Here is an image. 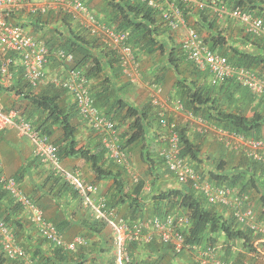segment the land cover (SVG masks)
<instances>
[{"label": "trees", "instance_id": "obj_1", "mask_svg": "<svg viewBox=\"0 0 264 264\" xmlns=\"http://www.w3.org/2000/svg\"><path fill=\"white\" fill-rule=\"evenodd\" d=\"M92 1L93 0H81L84 6L89 5ZM103 1L104 8L101 7L103 9L100 10V14H104L103 18H100V15H94V17L102 24L114 27L116 31L127 32L130 44L137 57L139 53H146L147 55L152 56L156 53H161V55L165 56L163 58L165 64L160 67L159 73L164 76L166 71H172L177 78L174 84L176 94L170 99L171 101H179L182 104L184 111L190 113L194 117L203 119L209 126L215 129L227 131L229 133H236L248 139H262L261 132L264 128L263 114L254 111L251 117H247L242 110H237L238 112L234 113L228 108H224V101H218L216 98L217 94L221 95L220 93L224 89V86L222 85L229 81L234 85V93H239L242 101L247 102V105H250L255 97L247 87L239 85L234 79L225 80L219 86H213V88H196L187 84L185 80L179 77L180 67L182 64L184 66L185 63H187L185 66L189 68L190 66L192 68L194 66L185 59L180 46L175 45L172 38L168 36L170 35L169 30L166 29L163 24L161 28L158 23V14L154 10L149 8L146 3L138 0ZM202 1L204 2V7L201 10H195L193 7H188L181 2H178L177 6L181 9L184 18L188 14L187 12L192 10L194 16L198 18L197 22H195L198 29L200 28L209 32L208 37L203 41L212 51L225 56L231 66L249 69L258 77L264 79V39L246 33V43L248 44L251 42L250 44H254L255 48L249 51L247 49L240 50L238 47L227 46L226 37L222 35V32L219 30L216 19L213 17L215 15H212L214 9H218L221 5H225L228 8L239 7L245 9L255 16L262 17L264 20V1L201 0V2ZM104 10L105 12H102ZM59 13L62 17L60 19V27L58 26L57 29L53 30V35L50 39L43 41L50 50L55 49L54 45H59L60 49H64L74 55L75 60L73 66L84 69L89 82L90 96L93 100L94 107L101 114L114 122L115 129L119 133L120 147L124 149L128 155H130V150L136 148L134 146L139 147L141 161L148 166L147 171L153 180L150 192L153 193L151 199H153V202L156 205V209L153 210L156 211L155 214L157 215L155 216L162 218L169 213L173 215H185L189 220V228L186 231V234H184V241L188 246L203 247L207 244L212 245L217 242L218 237H224L227 241H237L241 243L248 252L253 251V243L263 236L258 234L255 230L247 229L244 225L238 224L233 217H224L223 214L218 213L215 209L216 207L223 211L226 210L225 212L228 213L229 210L223 206L208 204L205 197L197 195L188 184H181V186H183L181 189H168L154 193V188L156 186L155 181H157V175H159L158 171L161 167L163 168L165 164L158 153L150 154L149 148L151 143L149 144L147 142V136L150 133L149 129L154 121L157 123V128L159 129L158 137L167 134L166 129H162L158 124L159 118L157 111L153 109L150 103L144 105L142 108H137L124 100L120 96V92H116L117 90L112 85V79L118 80L121 77L120 68L115 54L103 47L97 39L91 37L85 28L78 26L77 21V23L75 22L76 25H74L72 20L75 19L70 14L64 12ZM49 14L53 15V13L51 14V11H47L44 14L37 12L32 13L36 18V24L48 22L49 18L45 19L44 15ZM12 15L13 13L9 15V21L13 18ZM162 35H167L168 41H161L159 37H162ZM9 55L15 57L11 53ZM10 71L12 75V66ZM105 72H110V74L107 76ZM20 73L23 76V72L21 71ZM127 86L128 84L124 85V89L127 88ZM124 89L122 88L123 91L121 92L123 94L125 93ZM4 90L7 92H15L16 95H20L28 103L31 111L28 113V117L24 118V120L30 122L40 135L46 136L49 139L53 134L52 126H57L61 130V137H59L54 143L50 141L56 147V154L59 161L64 158L83 159L90 164L91 171L95 175L96 181L108 179L115 180L117 196L112 202H109L105 197L99 194L98 188L95 184L88 183L85 180L88 184L96 187L97 192L92 194V197L95 199H103L105 210H114L115 212H118L116 209L117 206L121 204L124 205L127 201L132 206L136 207L139 205V196L142 195L141 193L145 186V181L143 179H140V177L137 176V181L133 182L132 176L122 169L121 171L126 172L131 177V179L129 178V182L132 189L131 191H128L129 193L125 192V182L118 173L104 167L102 163V154L99 155L95 152H91L85 147H79V142L77 140L78 131L73 124V119L76 114L79 118L80 116L75 104L67 108L60 103L59 99L64 95L66 92L65 90L55 88L52 85H47L36 92V89L30 87L27 83L23 88H18L12 84ZM110 97L112 105L109 103ZM227 98H230V94ZM255 100L264 101V99ZM103 104H105L108 109L102 108L104 106ZM29 117H34L35 120L30 121ZM117 120H120L122 123L126 120L132 121V126L129 131L130 134L127 136V139L122 138V134L119 130L121 126L117 123ZM165 120L167 121V124L174 122L177 126L176 129L179 136L180 156L194 166H200L201 164L199 137L206 138L211 136L216 143L217 148L223 153L224 151H229V149H227L222 142H219L216 136L212 133L200 134L193 129L194 131H192V135L194 137H190V123H184L181 125L167 115ZM92 131L101 144L102 153L107 155L100 136L97 135L94 130ZM157 139L159 140V138H154L153 140ZM229 152H232L233 155L240 158L238 166L232 170L226 171V163L219 160L216 161V172L202 171L201 174H206L205 177L211 185L228 189L231 192L236 191L243 197L246 196L248 201L250 200L252 202L257 196L258 201L256 204L260 206L262 210L257 218H259L258 221L264 225V165L247 157L241 151L231 150ZM37 159L42 165H44L39 158ZM213 161H215V159H213ZM110 162L113 163L112 161ZM115 166L120 167L117 164H115ZM24 172L25 170L20 169L13 177L18 188V179ZM52 173L54 174L53 171ZM62 182L64 183L66 191H69L73 195L78 201V204H80V208L85 212L83 215L84 218L81 222V225H84L85 235L80 236L86 239V244L80 246L76 251L72 253L66 252L47 243L39 235L37 237L32 236L29 233V230H31L29 224L31 226L33 225L30 223V218L27 225L24 222V219L27 216L23 212L22 206L7 191H5L1 185L0 220L12 233L18 246L26 252L34 264H87L90 259L87 251L93 250L97 243L99 247V249H97L98 255L99 253H103L106 256L109 255V258L106 259V262L104 263L115 264L113 243L108 245L107 241L102 240L104 237L102 236V233H100L101 230L98 228L97 224L98 222H101L103 225L105 224V221L98 218L91 209L84 207L82 204L84 199L82 194L71 188L63 180ZM31 200L36 205V202L33 199ZM38 208L40 207L38 206ZM65 208L66 206L64 205L61 209L63 210ZM122 218L128 223H132L135 220V218ZM50 223L53 224L63 235V229L61 230L63 227L61 225L65 224L66 220L56 224H54V222ZM91 239H95L93 243H90ZM152 244L153 242L150 244H141L137 242H131L128 244V254L131 258V264H134L135 258L133 257V253L137 251L138 247H149ZM160 245L163 252L168 256L179 257L185 252L182 251L181 253H175L170 246L165 244ZM0 264L20 263L17 259L7 258L0 246Z\"/></svg>", "mask_w": 264, "mask_h": 264}, {"label": "built area", "instance_id": "obj_2", "mask_svg": "<svg viewBox=\"0 0 264 264\" xmlns=\"http://www.w3.org/2000/svg\"><path fill=\"white\" fill-rule=\"evenodd\" d=\"M146 3L152 10L160 14L164 25L177 38L185 59L192 63L200 72L207 75L209 83L217 86L225 80L234 79L236 83L245 86L255 97L264 99V79L258 77L253 71L246 68L231 66L225 56L212 51L197 34L187 26L178 2L201 10L204 2L201 0H138ZM264 1V0H263ZM22 7L30 11L44 13L55 10L70 14L82 23L91 35L96 37L104 47L115 54L122 78L133 86H143L139 60L129 41L127 32H119L114 27L102 24L96 20L83 5L81 0H46L42 5L25 3L23 0H0V73L4 83H10L12 75L10 68L17 58L23 71L25 82L32 88L52 85L67 91L76 106L79 116L86 121L92 130L100 136L102 145L110 161L122 167L137 181L131 165V159L119 145V133L115 124L101 114L93 104L90 96L89 82L83 68L74 67L73 54L64 49H49L43 40L36 39L26 33L20 26L8 21L9 15ZM59 9V10H57ZM219 18H228L237 22L247 34L264 39V20L261 17L239 7L228 8L221 5L215 9ZM12 53L15 58L8 56ZM60 64L57 75H48L46 66L50 59ZM147 98L153 109L157 111L159 126L166 129L167 134L159 137L158 154L165 166L177 179L179 184H188L197 195L204 196L208 204L227 208L234 220L247 229L258 232L263 237L253 243L252 253L256 256L264 254L260 244L264 245V225L258 222L254 206L246 196L238 192L213 186L204 174L180 156L179 136L174 122L167 124L165 120L168 107L175 113L185 116V120L200 134L212 133L227 149L241 151L247 157L264 165V139L254 140L242 137L236 133H229L215 129L201 118L192 116L184 111L179 101L162 98V88L153 82L148 86ZM14 129L20 137L27 138L33 147L35 157L67 185L77 190L83 196V205L91 209L98 218L104 220L112 229V243L114 247L115 264H131L128 254V244L137 242L150 244L158 241L168 245L175 253L192 249L199 264H232L217 257L215 246H206L203 249L190 248L184 244L182 228L188 226V218L184 215L166 214L162 218L126 222L114 210H105L102 199H95L92 194L97 192L96 187L88 184L78 171L66 170L60 164L56 154V147L46 136L40 135L30 122L19 116L17 111L5 113L0 106V132ZM0 185L22 206L23 212L30 218L36 227L38 235L47 243L66 252H74L86 244L82 236H75L65 240L57 228L48 222L41 209L20 190L14 180L5 176L1 171ZM0 246L4 255L9 259H17L20 264H34L26 252L18 246L12 233L0 220Z\"/></svg>", "mask_w": 264, "mask_h": 264}, {"label": "crops", "instance_id": "obj_3", "mask_svg": "<svg viewBox=\"0 0 264 264\" xmlns=\"http://www.w3.org/2000/svg\"><path fill=\"white\" fill-rule=\"evenodd\" d=\"M30 1L36 5H42L45 3L46 0H27ZM118 1V0H117ZM96 0H93L89 5H85L90 13L93 15L99 16L100 18H103L104 14H100V10L104 8V2L101 4L99 8H97L96 11ZM103 7V8H101ZM101 8V9H100ZM191 9V8H190ZM59 10V9H57ZM184 11V10H183ZM60 11H51V14L53 15H44V18H49L48 22H42L36 24V18L34 15H32L31 12H29L27 9H18L14 11L13 18L10 19V22L13 24H19L23 27L24 31L32 35L36 39H42V40H48L53 35V30L57 29V27H60V19L62 18L61 15H59ZM102 12H105L102 11ZM108 12V11H107ZM106 12V13H107ZM50 13V12H49ZM188 14L185 16L184 19L187 26L190 28H193L190 26L191 24H194V27L196 28L197 34L204 40L208 37L209 32L207 30L198 29L195 22H197V17L194 16V13L192 10H189L187 12ZM103 14V15H102ZM158 14V13H157ZM217 22L219 30L222 32V35L226 37L227 40V46L232 47H238L240 50H251L255 48L254 44L246 43V32L244 29L239 25L237 22L232 21L228 18H219L212 12V15ZM158 17V23L160 24L162 28V22L160 15H157ZM259 17V16H258ZM262 18V17H261ZM77 20H72L73 24L76 25ZM76 22V23H75ZM82 23L78 21V26H81ZM43 26V27H42ZM59 29V28H58ZM167 29V28H166ZM194 29V28H193ZM170 32V31H169ZM173 35L170 32V36ZM161 41L166 42L168 41L167 35H162V37H159ZM178 42V40L176 41ZM55 49L59 48V45H54ZM97 51L96 49H94ZM98 52V51H97ZM138 55V54H137ZM138 57L141 60V64H143V67L145 71L147 70V73L150 74V77H152L153 81L163 86L164 92H166V99H172L173 95L176 94V90L174 88V84L176 81L175 74L170 71H166V74L162 76L159 73L160 67H162L164 63L157 64L154 61V58L152 55H147L146 53H139ZM149 59V61H148ZM187 65V63H185ZM182 66L180 67V75L179 77L186 81L187 84L192 85L193 87H202V88H213V86L210 85L209 79L207 75L203 72L198 71L194 67L192 68L190 66ZM192 65V64H191ZM60 64L53 58L50 59L49 63L46 66V72L48 75L52 76L59 74L60 71ZM56 70V71H55ZM58 70V71H57ZM12 80L10 83H4L3 80L0 78V106L4 110L5 113H8L10 111H17L19 116H21L23 119L28 117V113L31 111L30 106L28 103L20 96L16 95L15 92L12 91H5L4 89L11 86L12 84L17 86L18 88H23L26 86L25 80L20 73L21 66L18 61H15L12 65ZM105 74L108 76L110 72H105ZM112 85L117 90L116 92H120V96L132 104L133 106L137 108H142L144 105L148 104V98L146 96L145 102H143L144 97L141 95L140 91H136V89L133 87V85H129L128 83H125L126 81L123 80L122 76L117 79H112ZM128 84L127 88L124 89V85ZM232 82H226L222 86H224V89L220 93L221 95L216 96L218 101H224L225 109H229L233 111L234 113H237V110H242L244 112V115L247 117H251L254 111H257L264 115V101H257L254 99V101L249 105H247V102L242 101V98L240 97V94L234 93V85H232ZM219 86V85H217ZM45 87V86H44ZM44 87L37 88L35 91H39L40 89H43ZM139 87V86H136ZM141 87V86H140ZM4 88V89H3ZM124 89V94L121 93ZM131 88L129 91L127 89ZM228 88V89H227ZM100 89V87H99ZM225 91V92H224ZM230 94V98H227V96ZM60 103L69 108L72 106L73 100L69 93L65 92L63 96L60 97ZM147 100V101H146ZM141 101V102H140ZM112 105V100L110 97V102ZM105 106V104H103ZM247 105V106H246ZM102 108H107V106ZM108 109V108H107ZM244 109V110H243ZM166 115L169 118H172L179 124L189 123L185 120V116L179 113H175L173 111V108L168 107L166 111ZM35 117V116H34ZM30 118V121H34L35 118ZM117 123L120 124V133L122 134L123 139H127V136L130 134V127L132 126L131 120H126L124 123L120 122V120H117ZM73 124L77 128V140L79 142V147H85L89 149L91 152H95L99 155L102 154V163L104 167L113 170L114 172L118 173L120 177L125 182L126 187L124 188L125 192L131 191L132 187L130 184L131 179L130 175L126 172L121 171L122 169L120 167L115 166V164L111 163L107 155L105 153H102V147L98 140V138L95 136L89 125H87L81 118L76 116L73 119ZM157 123L154 121L152 123L151 128L149 129L150 133L147 136V142L150 144H156L159 147V142L157 140H153L154 138H159V129L157 128ZM53 134L49 137L50 141L54 143L58 140L59 137H61L62 132L57 126H52ZM189 133L190 137H194L192 134V131H194L193 126L189 125ZM158 130V131H157ZM157 136H156V135ZM261 138L264 139V128L261 132ZM199 146H200V159H201V166H203V170L206 172L213 171L216 172V161H224L226 163V171L232 170L236 166H238L239 159L236 157V155H233L232 152L224 151V153L216 147V143L214 142L213 138L210 137H199ZM151 148V145H150ZM149 148V150H150ZM130 152L133 154L135 151L130 150ZM153 154H157L156 151L153 152ZM141 161L140 152L138 154L134 153V160L136 163L138 162V158ZM215 159V161H213ZM0 162H1V170L3 174L11 179L16 175L18 170L23 169L25 172L22 174V176L18 179V186L24 192L28 197L33 199L36 202V206L40 207L39 209L42 210L44 217L50 221L54 222V224L59 223L61 221L66 220L65 224H62L61 230L63 231V236L65 240H71L75 236L79 235H85L84 234V225H81L82 219L84 218V211L80 208V204H78V201L73 197V195L66 191L64 187V183L62 182V179L52 173L49 168L42 165L39 160L35 157L33 153V147L31 142L25 138L20 137L17 132L12 130H5L0 132ZM134 162V161H133ZM60 164L63 168L66 170H75L78 171L79 174L88 182L93 183L98 188L99 194L103 197H105L109 202H112L116 199L117 196V188L116 183L114 179H108L103 181H96L95 175L91 171L90 164L84 161L83 159L79 158H64L60 160ZM144 164V163H143ZM134 165V170L136 171V166L139 167V169L145 171V168L148 170V166L144 164L140 168V165ZM143 168V169H142ZM159 175H157V183L158 186H155L154 193L156 192H162L168 189H181L183 186L179 185V183H174V175L171 174L165 166L158 171ZM152 178V177H151ZM61 179V180H60ZM155 184V185H156ZM157 187V188H156ZM148 190V191H146ZM129 193V192H128ZM142 195L139 196V205L138 206H132L128 203V201L124 205H118L116 212L120 217L125 218H135L134 221L145 219V218H151V216H155L157 214L156 211H153L156 209V205L153 202L152 198V192H150V187L144 186L143 191L141 193ZM256 203L258 201V197L256 196ZM83 204V203H82ZM66 206L65 209H61ZM256 206V204H255ZM84 208V207H83ZM85 209V208H84ZM218 213L223 214L224 217L230 216L228 215V212H225L226 210H221L220 208H215ZM27 216V215H26ZM24 222L28 225L29 223V217H25ZM31 223V221H30ZM32 224V223H31ZM98 228L101 230L100 233H102L103 241H107V244L110 245L112 243V237L111 232L112 229L107 224H101V222H98ZM33 226V227H32ZM30 225L29 227L31 230H29L30 234L34 237L38 236V232L36 230V227L34 225ZM34 228V229H33ZM95 239H91L90 243H93ZM206 246V245H205ZM203 246V247H205ZM215 246L220 249L218 251L219 257L224 258L230 263L235 264H256V259L258 256L254 255L252 252H248L241 243L237 241H227L224 237H218L217 242L215 243ZM96 247V248H95ZM94 249L91 251H87L89 256V261L87 264H106V259L109 258V255H105L103 253H99L97 249L98 243L95 245ZM93 253V254H92ZM97 257V258H96ZM133 257L135 258L134 264H199L197 259L194 257L192 253L184 252L179 257H173L168 256L163 252L161 249V245L158 241H154L153 244L149 247L143 246V248L137 249L133 253ZM96 258L95 260H93ZM92 260V261H90ZM108 264V263H107Z\"/></svg>", "mask_w": 264, "mask_h": 264}, {"label": "rangeland", "instance_id": "obj_4", "mask_svg": "<svg viewBox=\"0 0 264 264\" xmlns=\"http://www.w3.org/2000/svg\"><path fill=\"white\" fill-rule=\"evenodd\" d=\"M103 2H104L103 0H96V3H95L96 8H99ZM190 26H192L196 30V28L194 27V24H191ZM168 36L170 38H172L170 35H168ZM172 41L174 42L175 45H178V43L176 42V40L174 38H172ZM164 57L165 56L161 55V53H156L155 55H153V58L155 60L154 62L157 63V64L164 63V59H163ZM139 61H140L139 63H140V71H141L142 84H143V86H141V87L133 86V87L136 89V91H138V92L140 91L141 95L144 97L143 102H145V98H146V96H148L147 95V93H148V86L151 85V84H153L154 81H153L152 77H150V74L147 73V70L145 71V69L143 67V64H141L140 58H139ZM148 61H149V59H148ZM161 88H162V98L163 99H166V92H164L165 90H163L164 89L163 86H161ZM130 89L131 88H129L127 90L129 91ZM147 103H149V102H147ZM134 147H136V148L133 149V151H135L134 153L135 154H138L139 147H137V146H134ZM158 149H159V147L155 143L154 144L151 143V148H150L149 152H150V154H153V152L154 151L157 152ZM129 153H130V158L132 160V164L134 163L135 166L138 164V165H140V168H141L142 165H143V167L145 166L143 164V162L140 161L139 157H137L138 158V162L136 163V161L134 160V153L133 154L131 152H129ZM135 168H136V171L134 170V172L137 174V176L140 177V179H143L145 181V186L146 187H151L152 186V183H153V180H152L151 176H149V172L147 171V169L145 168V171H143V170L139 169L138 166H136ZM173 182L176 183V184L178 183V181H177V179L175 177H174ZM155 183H157V182L155 181ZM156 186H158V184H156ZM146 191H148V190H146ZM261 212H262L261 208L256 209V215H257V217H259V215H260ZM257 219L259 220V218H257ZM260 248H261L262 251H264V245L263 244L260 246ZM256 264H264V254L263 255L262 254L258 255V257L256 259Z\"/></svg>", "mask_w": 264, "mask_h": 264}, {"label": "clouds", "instance_id": "obj_5", "mask_svg": "<svg viewBox=\"0 0 264 264\" xmlns=\"http://www.w3.org/2000/svg\"><path fill=\"white\" fill-rule=\"evenodd\" d=\"M23 2H25V3H32V2H30V1H27V0H23ZM34 4V3H33ZM34 5H36V4H34ZM21 9H27L29 12H31V13H35V12H37V13H41V12H39V11H30L27 7H22ZM47 11H54V10H47ZM47 11H45V12H47ZM44 12V13H45ZM156 12V11H155ZM12 13H14V12H12ZM44 13H41V14H44ZM156 13H158V12H156ZM92 14V13H91ZM159 14V13H158ZM216 14V13H215ZM160 15V14H159ZM92 16L94 17V15L92 14ZM216 16H217V14H216ZM9 18V17H8ZM95 18V17H94ZM96 20H98L97 18H95ZM76 20V19H75ZM9 21V20H8ZM10 22V21H9ZM77 22H78V20H77ZM161 22H162V20H161ZM10 23H12V22H10ZM163 23V22H162ZM13 24V23H12ZM14 25H18V24H14ZM18 26H20V25H18ZM83 26V25H82ZM163 26L164 27H166L165 25H164V23H163ZM22 29H23V27L22 26H20ZM83 28H85L84 26H83ZM167 28V27H166ZM86 30H87V28H85ZM168 29V28H167ZM24 30V29H23ZM195 30V29H194ZM170 31V30H169ZM196 31V30H195ZM87 32H88V34L91 36V37H93V38H95V39H97L96 37H94L93 35H91L90 34V32L87 30ZM27 33V32H26ZM29 34V33H28ZM172 34V33H171ZM30 35V34H29ZM32 36V35H31ZM33 37V36H32ZM171 37L172 38H174L176 41H177V38H175V36L174 35H171ZM98 40V39H97ZM99 41V40H98ZM100 42V41H99ZM101 43V42H100ZM178 43V42H177ZM102 44V43H101ZM179 45V44H178ZM103 46V45H102ZM180 46V45H179ZM104 47V46H103ZM106 48V47H105ZM59 49V48H58ZM107 49V48H106ZM66 51V50H65ZM70 53V52H69ZM10 54V53H9ZM8 54V56H10ZM12 54V53H11ZM72 54V53H71ZM74 56V55H73ZM11 57V56H10ZM13 58H15V57H13ZM138 58V60H139V57H137ZM74 60H75V58H74ZM15 61H18L17 60V58H15ZM140 62V61H139ZM80 68V67H79ZM23 72V71H22ZM124 80V79H123ZM125 83H127V82H125ZM155 83V82H154ZM129 84V83H128ZM157 84V83H156ZM129 85H131V84H129ZM161 86V85H160ZM212 86V85H211ZM43 87V86H42ZM59 89H61V88H59ZM63 90V89H62ZM67 92V91H66ZM68 93V92H67ZM71 96V95H70ZM72 98V97H71ZM73 100V99H72ZM74 103V102H73ZM81 118V117H80ZM82 119V118H81ZM83 120V119H82ZM84 121V120H83ZM87 125H89L86 121H84ZM90 127V126H89ZM91 128V127H90ZM92 129V128H91ZM159 150V149H158ZM229 151H231L230 149H229ZM157 153H158V151H157ZM129 157H130V155H129ZM108 158V157H107ZM131 159V158H130ZM131 165H132V167L134 168V165L132 164V160H131ZM196 166V167H195ZM194 167L195 168H197L201 173H202V171H204L203 170V166H197V165H195ZM166 167V166H165ZM121 169H123L122 167H120ZM167 168V167H166ZM124 170V169H123ZM134 170V169H133ZM168 170V169H167ZM2 171V170H1ZM125 171V170H124ZM169 171V170H168ZM3 173V172H2ZM135 173V172H134ZM171 173V172H170ZM136 174V173H135ZM172 174V173H171ZM204 175H206V174H204ZM136 176H137V174H136ZM179 185H181V184H179ZM251 202V201H250ZM255 204H256V199H254L253 201H252V205L254 206V211H255V214H256V209H258V208H261L260 206H258L257 204H256V206H255ZM228 214H230V217H232L231 216V213H230V211H229V213ZM185 216V215H184ZM153 217H156V216H153ZM256 217H257V215H256ZM152 218V217H151ZM145 219H149V218H145ZM144 219V220H145ZM141 220H143V219H140V220H136V221H141ZM258 220V219H257ZM136 221H133V222H136ZM189 221V220H188ZM259 222V221H258ZM260 223V222H259ZM105 224H107L106 222H105ZM188 228H189V224H188V226H185V227H183L182 228V234H183V238H184V234H186V231L188 230ZM111 237H112V232H111ZM154 242V241H153ZM152 243V242H151ZM161 244V243H160ZM184 244H185V241H184ZM164 245V244H163ZM186 245V244H185ZM262 244H260L259 246H261ZM168 246V245H167ZM188 246V245H187ZM206 246H215V244H212V245H210V244H207ZM205 246V247H206ZM190 248H192V247H197V248H199V249H203V248H205V247H199V246H189ZM216 247V246H215ZM220 249H217L216 250V254H217V257L219 258V259H221V260H224V261H226V262H228L227 260H225L224 258H221V257H219V254H218V251H219ZM183 251H187V252H189V253H194V251H192V249H189V250H183ZM252 252V251H251ZM181 253V252H180ZM194 255V254H193ZM195 257V256H194ZM114 261H115V256H114ZM228 263H230V262H228ZM232 264H235V263H232Z\"/></svg>", "mask_w": 264, "mask_h": 264}]
</instances>
